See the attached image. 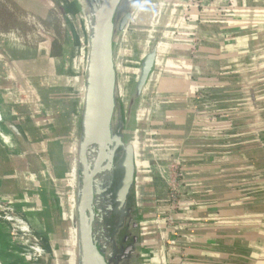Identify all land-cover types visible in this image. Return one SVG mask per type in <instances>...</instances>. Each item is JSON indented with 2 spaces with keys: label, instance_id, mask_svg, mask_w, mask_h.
<instances>
[{
  "label": "crops",
  "instance_id": "obj_1",
  "mask_svg": "<svg viewBox=\"0 0 264 264\" xmlns=\"http://www.w3.org/2000/svg\"><path fill=\"white\" fill-rule=\"evenodd\" d=\"M155 1L143 13L152 6L158 14L164 4ZM176 7V30L152 81L146 139L147 183L171 264H264V146L256 131L258 121L264 126V0H183ZM130 37L128 31L126 50ZM8 40L0 37V195L48 225L47 178L67 216L80 100L67 125L69 140L52 95L38 92ZM4 55L34 99L14 79ZM10 123L27 138L31 154L24 153ZM173 189L179 200L174 207ZM152 212L149 206L148 264H156Z\"/></svg>",
  "mask_w": 264,
  "mask_h": 264
},
{
  "label": "water",
  "instance_id": "obj_2",
  "mask_svg": "<svg viewBox=\"0 0 264 264\" xmlns=\"http://www.w3.org/2000/svg\"><path fill=\"white\" fill-rule=\"evenodd\" d=\"M70 1L82 26L83 60L79 122L68 167L67 216H62L58 193L47 178L49 224L39 217L36 221L58 264H148L144 247L151 206L156 264H169L157 201L147 183L146 139L152 81L171 44L181 12L176 6L183 0L155 1L164 4L158 14L152 6L143 13L149 0ZM140 16L149 19L144 41L132 40L126 50L124 37ZM3 59L26 96L34 99L15 63L5 55ZM9 129L24 153L31 154L16 125L10 123ZM256 131L264 146L259 121ZM0 264H6L1 255Z\"/></svg>",
  "mask_w": 264,
  "mask_h": 264
},
{
  "label": "rangeland",
  "instance_id": "obj_3",
  "mask_svg": "<svg viewBox=\"0 0 264 264\" xmlns=\"http://www.w3.org/2000/svg\"><path fill=\"white\" fill-rule=\"evenodd\" d=\"M77 17V8L70 0H0V37L9 39L7 44L36 82L38 92L52 95V107L59 111L67 139V125L81 96L83 35ZM148 22L147 18L131 24L132 40L144 41ZM132 60L130 57L129 67ZM20 208L0 195V255L5 263L58 264L36 218ZM166 249L168 252L167 244Z\"/></svg>",
  "mask_w": 264,
  "mask_h": 264
},
{
  "label": "built area",
  "instance_id": "obj_4",
  "mask_svg": "<svg viewBox=\"0 0 264 264\" xmlns=\"http://www.w3.org/2000/svg\"><path fill=\"white\" fill-rule=\"evenodd\" d=\"M169 200L171 201V204H172L173 207L178 205L179 200H178V197L176 195V190L173 189L171 191V193L169 194ZM167 247H168V245H167ZM168 258H169V264H171V260H170V257H169V253H168Z\"/></svg>",
  "mask_w": 264,
  "mask_h": 264
}]
</instances>
